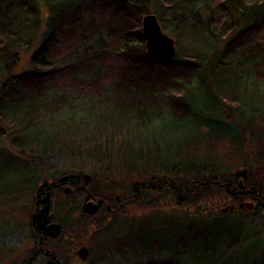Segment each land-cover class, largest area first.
I'll return each instance as SVG.
<instances>
[{"label":"trees","instance_id":"trees-1","mask_svg":"<svg viewBox=\"0 0 264 264\" xmlns=\"http://www.w3.org/2000/svg\"><path fill=\"white\" fill-rule=\"evenodd\" d=\"M151 12L175 38L177 55L171 60L149 58L145 53L141 22ZM23 53L30 54L31 68L20 71L16 68ZM192 92L202 93L198 107L189 103L187 96ZM192 109L199 111L204 127L219 129L208 144L225 140V160L231 156L241 171H231L235 167L230 165L200 175L193 168L177 167L172 176L145 177L131 198L111 191L113 185L121 184L120 179L94 173V181L106 180L107 189L90 185L85 188L86 197L100 200V209L110 214L127 201H147L151 191L170 185L178 203L186 205L222 188L238 196L235 200L243 213L249 211L243 207L244 197L250 196L255 203L254 220L260 222L262 232L253 240L255 249L240 264H254L264 252V0H129L125 4L115 0H0V145L6 142L22 155L30 154L35 146L28 148L18 141L33 138L25 135L30 127L61 129V121L68 124L79 118L84 124L87 114L107 112L114 118L106 119L108 124L102 122L98 134L86 132L90 136L83 142L81 133L65 135L58 154L61 158L89 154L102 161L112 158L115 151L123 153L127 143L124 128L119 127L122 123L116 121L119 116L132 115L134 122L144 126L165 111L183 119ZM210 113L216 114L214 119L203 117ZM94 124L88 123L91 128ZM9 125L18 134L9 132ZM85 142L93 145L86 149ZM0 151L13 154L7 146H0ZM51 171L42 182L34 178L38 198L29 228L37 248L32 264L43 260L58 264L61 251L55 242L60 236L51 238L46 228L54 221V210L66 217L76 210L68 199L56 198L54 204V193L68 186L77 191L84 188H79L82 174ZM63 206L69 209L64 211ZM61 225L64 233L67 224ZM220 234L211 230V254L226 239ZM206 250L203 244L194 249L197 264H216L207 262Z\"/></svg>","mask_w":264,"mask_h":264},{"label":"rangeland","instance_id":"rangeland-1","mask_svg":"<svg viewBox=\"0 0 264 264\" xmlns=\"http://www.w3.org/2000/svg\"><path fill=\"white\" fill-rule=\"evenodd\" d=\"M164 32L173 37L167 30ZM30 59V54L23 53L16 69L29 70ZM201 94L192 92L187 96L193 107H198ZM199 114L197 109H192L189 116L177 119L170 111H165L161 117L144 126L134 122L132 115L119 116L116 121L122 123L119 127L124 128L127 143L123 147V153L115 151L112 158L102 161L89 154L62 158L58 154L60 141L65 135L81 133L83 135L79 136L83 142L90 136L86 132L98 134L97 127L100 129L102 122L108 124L106 119L114 118V115L107 112L87 114L84 124H80L79 118L68 124L61 121V129L49 126L30 127L25 135L33 138L18 140L25 142L28 148L35 146L30 154L22 155L6 142L0 145L13 151V154L0 151V264L35 263L33 254L37 243L31 238L29 228L33 205L38 198L34 178L39 177V182H42L49 173L54 172L51 171L54 168L60 169L64 174H82L79 188L84 187L80 191L71 187V194L64 189L54 193V204L56 198L59 201L68 199L70 206L76 208L67 217L64 215L66 213L60 215L55 210L52 213L54 221L67 224V230L63 233L62 229L55 242V247L61 251L58 264H197L194 249L200 244L207 247L208 263L221 264L228 261L229 264H240L255 249L253 240L261 234L262 225L254 220L253 210L243 213L239 210L240 203L222 188L205 193L195 204L186 205L178 203L179 199L170 185L151 191L147 201L142 198L127 201L122 208L113 210L110 214L104 209L94 214L84 212L88 199L85 188L93 185L98 190L107 189V181L95 182L92 177L94 173L114 175L115 180L120 179L121 184L113 185L114 189L111 191L131 198L129 196L135 193L136 184L146 179L145 177L164 173L172 176L177 167L193 168L200 175L206 174L210 168L218 170L230 165V168L235 167L231 171H241L242 168L236 166L231 156L225 160L224 155L228 154L225 140L216 141L214 145L208 144V141H212L211 138H216L210 136L218 134L219 129L204 127L206 125L202 124L203 119ZM215 115L210 113L203 117L214 119ZM89 122H94L97 126L91 128ZM7 130L18 134L15 126L9 125ZM91 145L93 144L83 143L86 149ZM191 146L193 149L189 151ZM211 149L216 151L211 152V155L206 154ZM110 161L112 164L109 166ZM86 175H92L90 181L86 179ZM85 181L90 184L84 185ZM167 187L171 192L164 190ZM67 194L70 198H67ZM92 198L89 201L99 203L100 200ZM226 206L234 208L233 213L221 212ZM64 207V211L69 209ZM64 219L67 220L65 223ZM211 230L219 234L225 230L224 234L227 235L221 233L218 236L226 239L217 245L219 249L212 254L210 249L213 241L209 237ZM83 246L89 249L86 260H82L77 254ZM253 263L264 264V252ZM36 264L47 263L43 260Z\"/></svg>","mask_w":264,"mask_h":264},{"label":"water","instance_id":"water-1","mask_svg":"<svg viewBox=\"0 0 264 264\" xmlns=\"http://www.w3.org/2000/svg\"><path fill=\"white\" fill-rule=\"evenodd\" d=\"M121 4L127 3L129 0H115ZM142 34L145 39V53L147 57L157 60H171L177 55V45L173 37L166 34L162 28L159 18L156 14H146L142 18ZM87 180L91 179L90 175L85 176ZM264 178V173H263ZM240 186L243 187L242 181ZM65 192L71 194L72 188L67 187ZM243 207L247 210H253L255 204L253 202H244ZM100 209V203H95L90 200L86 203L85 211L89 214H94ZM229 206L222 208V212H228ZM53 218V214L51 215ZM62 225L59 222L53 221L47 226V232L52 238H57L62 232ZM82 260H86L89 255V249L86 246L80 248L77 252Z\"/></svg>","mask_w":264,"mask_h":264},{"label":"bare ground","instance_id":"bare-ground-1","mask_svg":"<svg viewBox=\"0 0 264 264\" xmlns=\"http://www.w3.org/2000/svg\"><path fill=\"white\" fill-rule=\"evenodd\" d=\"M244 202H253L250 196H245ZM254 203V202H253ZM255 204V203H254Z\"/></svg>","mask_w":264,"mask_h":264},{"label":"flooded vegetation","instance_id":"flooded-vegetation-1","mask_svg":"<svg viewBox=\"0 0 264 264\" xmlns=\"http://www.w3.org/2000/svg\"><path fill=\"white\" fill-rule=\"evenodd\" d=\"M65 189H66V188H65ZM231 194H232V193H231ZM232 196H234V198H238L237 195H232ZM244 198H245V197H244ZM88 201H89V198L87 199V202H88ZM253 209H254V208H253ZM99 210H100V209H99ZM99 210H98V211H99ZM52 222H53V221H52ZM50 223H51V222H50ZM50 223H49V224H50ZM46 229H47V228H46ZM59 236H60V235H59ZM59 236H58V237H59ZM51 238H52V237H51Z\"/></svg>","mask_w":264,"mask_h":264}]
</instances>
